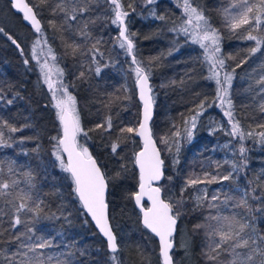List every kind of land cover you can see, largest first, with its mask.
<instances>
[{
  "label": "trees",
  "instance_id": "1",
  "mask_svg": "<svg viewBox=\"0 0 264 264\" xmlns=\"http://www.w3.org/2000/svg\"><path fill=\"white\" fill-rule=\"evenodd\" d=\"M6 10L16 21L18 27L23 32L32 30L25 26L18 13L11 11L7 0H3ZM30 6H34V11L41 20L42 26L54 17L50 12V7L54 6L55 0H49L46 5H40L39 0H26ZM193 6L203 10L209 18L213 27L219 29L220 48L219 55L226 60V69L233 74L232 87L230 88V98L234 105V115L240 122L243 131L246 129H256L259 132L264 131L256 127L257 123H264L260 119L262 114L255 110V104L251 100V93L246 91L250 85L255 87V80L258 79V73L261 65H264V45L261 50L255 54H250V47L255 46V41H248L241 38L243 30H238L233 34L220 19L215 0H191ZM124 9L129 12L126 17V27L129 33H135L132 36L134 42V52L137 59L145 67L152 69L150 84L153 88L155 103L153 106V118L150 122L153 139L164 160V177L159 182L162 197L165 201L171 200L175 205L180 199L181 188L185 186V180L190 174H195L204 179V174L208 177L216 176L217 179L230 169V164L222 161L219 152L212 149L216 135L227 139L233 149L231 160L239 162L241 159L239 153L240 141L233 139L230 135H222L219 131L207 134L202 125L208 114H213L223 119L227 131H231V126L223 111L217 105L216 84L214 81L205 79L208 75V66L202 63L203 50L198 44L186 42L184 35H177L169 31L173 27V22H181L183 9L178 6L182 1L178 0H156L152 5H145L143 0H121ZM132 4L135 11L129 8ZM39 5L38 7H35ZM108 5L103 4L98 12L93 16L99 15L101 18L96 24L91 25L92 41L87 42L85 51L91 47V43L99 40V52L97 63L101 67L100 75L95 72V65L92 64V54L65 55L64 43L59 38V33L52 29L48 24V29L52 33V40L47 33L49 45L53 48L58 57V65L64 71L63 82L69 85L70 93L76 98L78 108L80 109L81 127L87 135L83 133L78 136V140L84 142L83 145L89 150L102 172L108 178V187L106 192V203L108 204V216L110 225L117 237L120 229L127 233L124 241L117 243L121 264H160L157 247L152 236L144 230L139 224L137 211L134 209L131 196L135 191L137 184V173L133 163L135 151L139 143L134 134L121 133L123 127H135L138 120V103L135 93L125 91L120 73L125 77L132 78L134 72L131 68V57L127 56L123 50L118 47V30L116 25H112L108 12ZM153 8L152 13L156 16H164L165 20L146 18L141 20L137 13L145 14ZM45 22H44V20ZM43 20V21H42ZM44 23V24H43ZM1 27V26H0ZM6 33V34H5ZM14 34L8 30L0 33V91H2L4 100H0V116L8 120L10 124L21 129L15 133L3 129L5 139L9 140L11 147H0V162L5 165L14 162V167L20 172L31 168L34 171L42 172L38 177L37 184L41 194L46 201L45 211L55 212L60 215L58 209L63 205L64 215H68L71 223L61 219H40L36 224L38 234L56 236V233L63 232V237H57V240H70L76 242L77 249H83L86 253L80 256L76 251L73 260L75 264H112L109 259V253L105 247L104 241L96 233L85 215L78 211V202L73 200L71 194V182L66 179L65 173L56 166L52 156V141L50 136L57 135L58 122L55 118V110L51 107V102L43 96L42 89L35 87L33 78H38V70L35 61L29 60L26 66L24 60L28 59L21 55V51L15 44L11 43L8 35ZM78 43H83L78 37H72ZM16 40V39H15ZM17 41V40H16ZM26 41V39H25ZM21 46V42H18ZM43 47V45H41ZM171 52V54H169ZM231 57V58H229ZM152 58H157L153 60ZM245 61L244 63H240ZM237 64H240L237 67ZM83 65V67H82ZM107 65V67H105ZM85 73L84 78L77 79L80 72ZM255 72L256 74L252 73ZM251 72L253 77L248 73ZM223 73H221V79ZM250 78V79H249ZM134 88V84H132ZM18 94V95H17ZM7 99H13V104L8 105ZM207 105L197 120L196 129L191 143L181 140L179 153L180 163L173 165L174 169L169 170V159L174 158L175 149L172 152L160 141L164 136H170L176 130L173 125L182 130L185 118L194 114L197 104L205 100ZM215 100V103H214ZM108 107H105V105ZM245 104L251 105L245 107ZM112 118L113 128L110 132H102L95 129L97 123H103L107 117ZM30 124L31 127H25ZM120 137V146L117 149L118 155H114L111 150V143ZM243 145L246 148L247 167L240 172L233 173L230 180L221 183L218 182L200 183L187 187L183 193V207L180 208L181 215L178 223H184L191 235L193 263L206 264L202 255L203 242L205 240L202 234L203 229L194 231V225L203 223L204 217L211 211L215 214L217 209L209 210L207 200L205 207L193 211L190 208V193L196 190L198 185H204L208 200L218 190L229 191L236 199L242 195L249 187V181L260 179L257 189V195L264 196V144H255L248 139H244ZM39 147V154L35 149ZM39 164V168L37 165ZM124 167H121V166ZM117 173L119 176L117 177ZM167 177H171L169 180ZM235 186L237 188H235ZM218 188V189H217ZM238 190V191H237ZM214 191V192H213ZM205 195V194H204ZM223 200V195L220 196ZM213 203L219 204L218 201ZM253 207L259 206L258 201H250ZM231 209V211H230ZM221 214L230 215L233 212H240V209H232L229 205L225 208L219 206ZM255 216V226L257 229H264V214H248V218ZM7 220V218H5ZM87 221V222H86ZM5 227L7 224L4 225ZM23 230V226H20ZM202 242V244H200ZM200 245V247H199ZM142 249L141 252L138 251ZM54 251H61L55 249Z\"/></svg>",
  "mask_w": 264,
  "mask_h": 264
},
{
  "label": "snow or ice",
  "instance_id": "2",
  "mask_svg": "<svg viewBox=\"0 0 264 264\" xmlns=\"http://www.w3.org/2000/svg\"><path fill=\"white\" fill-rule=\"evenodd\" d=\"M155 2L156 0H143L145 5H152ZM39 3L46 5L49 0H39ZM103 4L109 6L107 11L112 15L107 18L110 19L111 24L119 28L118 47L127 56L132 57V64L135 67L130 70L134 72L135 86L142 104L138 127L120 129L121 133L139 136L143 142V148L135 153L134 158V163L139 169L140 188L134 199L142 213L143 227L158 238L160 264H174L171 255L174 247L173 236L181 215L180 208L184 203L183 193L187 187L200 183L218 182L217 177H208V174L205 173V178L201 179L195 174H190L185 180V186L181 188L180 199L175 205L171 200L165 201L161 198L160 187L152 186L154 181H160L164 177V160L153 140L149 126V122L153 118L155 103L153 88L150 84L152 69L143 66L136 57L132 39L135 33L128 32L126 17L129 16V12L124 9L121 0H103ZM11 6L23 14V19L31 25L37 34L32 45V59L36 61L42 84L47 87L51 95V107L55 110V118L58 122L57 135L49 137L53 142L51 154L55 159L56 166L67 174L66 179L71 182V194L73 200L78 202L80 214L90 216L99 233L104 237L107 250L111 253L109 259L112 264H121L117 255L120 249L117 237L110 225L108 204L105 199L108 178L98 167L97 161L89 154L88 148L78 143V136L82 133L87 135V132H84L81 127L76 98L70 93L69 85L63 82L64 71L58 65V57L49 45L41 20L38 19L39 14L34 11V6H29L25 0H11ZM178 6L183 9L181 22L179 24L173 22V27L169 31L177 35H184L186 42L198 44L203 50L202 63L208 66V75L205 79L215 82L217 86L215 100L219 101L217 106L221 108L231 126V131H226L225 134L230 135L233 139H239L241 142L240 161L233 162L231 165L233 171L220 178L228 181L232 178L233 173L243 171L247 167L246 148L243 145L245 135L249 138L259 136L258 142L264 144V131L257 133L253 129L245 134L234 115V105L229 93L235 69L228 72L225 58L219 55L221 52L219 29L213 27L203 10L193 6L191 0H183L182 5L178 4ZM100 7L101 0H55L54 6L50 7V12L59 19L48 21L49 26L59 33V38L66 49L65 55L74 56L78 52L81 55H87L88 52L93 53L92 64L95 65L97 75L101 73V67L97 63V55H102L98 47L101 42L95 40L87 51H85V47L87 42L92 41L90 26L96 24L101 18L99 15L93 16V13L98 12ZM128 7L135 11L132 4H129ZM219 14L224 27L229 31L236 34L238 30H243L242 39L255 41V46L249 49L250 54L261 50V46L264 45V0H230L227 7L219 9ZM153 16L156 19L165 20L164 16H156L155 13ZM2 32L4 29L0 27V33ZM72 37H78L83 43H78ZM8 39L20 49L23 56L24 51L19 43L11 35H8ZM40 57H44L43 62ZM49 60L53 63L49 64ZM24 64L27 66L29 60L25 59ZM239 66L240 64H237V67ZM261 68L264 69V65H261ZM221 73H223L222 79ZM54 75L55 79H53ZM84 76L85 73L81 71L77 79H82ZM246 91L252 94L251 100L255 104V110L262 114L260 119L264 120V71L255 80V87L250 85ZM0 100H4L2 91H0ZM6 103L12 105L13 99H7ZM206 106L210 107L211 105H207L206 99L201 100L197 104L194 114L184 119L183 133L178 126L173 125L176 130L172 133V137L161 138V142L168 145L169 152H172L173 148L175 149L174 166L180 163L181 140L183 139L187 143L192 142L197 120ZM244 106L250 107L251 105L245 104ZM105 107L108 105L106 104ZM25 127H31V125L25 124ZM256 127L264 129V123H257ZM112 128L113 123L110 116L103 123L95 125V129L102 132H110ZM3 129H7L11 133L21 129L0 116V147H11L9 140L5 139ZM215 130L213 129V131ZM120 139L117 137V140L111 143L114 155H118ZM34 151L39 154V147ZM37 168H39V164ZM40 175L42 172L34 171L31 168L20 172L14 167V162H9L6 165L0 162V264H75L73 257L76 251H79L80 256L86 255L83 249L76 248L75 241L67 239L58 241L57 237H63V232L56 233V236L38 234L35 226L42 218L49 220L63 218L65 222L71 223L69 220L71 214L64 215L63 205L58 209L60 215L55 212L49 214L45 211L46 201L37 184ZM118 176L119 173H117ZM167 178L172 179L171 177ZM260 179L249 181V187L239 196V199L230 194L231 190H218L210 200H208L206 190H202L205 191V195L196 197L193 211L204 208L206 200L208 201L206 207L209 210L217 209L215 214L210 211L209 215L204 217L203 223L193 226L194 231L203 229L205 243L202 255L206 264H264V229H257L254 215L248 218V214H264V196L256 194ZM221 195L224 197L223 200L220 199ZM144 196H147L151 202V207L147 209L141 206ZM215 201H218L219 204L213 203ZM250 201H258L259 206L253 207ZM220 205L225 208L231 205L232 209L242 211L224 215L219 211ZM5 224H7L6 227ZM20 226H23V230L20 229ZM137 247L142 254V249ZM55 249H61V251H54Z\"/></svg>",
  "mask_w": 264,
  "mask_h": 264
},
{
  "label": "rangeland",
  "instance_id": "3",
  "mask_svg": "<svg viewBox=\"0 0 264 264\" xmlns=\"http://www.w3.org/2000/svg\"><path fill=\"white\" fill-rule=\"evenodd\" d=\"M182 1L183 0H178ZM230 3V0H215V4L217 6L218 12L219 9L223 8V7H227L228 4ZM153 8H150L149 11H147L144 15L141 13H137V17L140 18L141 20H145L146 18H152L153 17V13H152ZM220 16V14H219ZM220 19L222 21V17L220 16ZM44 20V19H43ZM42 20V21H43ZM181 20V19H180ZM49 21V20H48ZM45 22V20H44ZM223 22V21H222ZM44 24V23H43ZM0 26L5 30H8L10 32H12L14 34L15 37H12L14 39H16L18 42H21V48L24 51V55L28 58V60H33L32 59V45L35 41V39L37 38V34L32 30L31 32H23V30L17 26L16 21L13 19V17L9 14V12L6 10V5L4 3L3 0H0ZM44 29V33L45 36H48L49 38L52 40V33L50 31V29H48V22H46V24L44 26H42ZM10 35V34H9ZM26 39V41H25ZM12 43V41H11ZM41 62H43L44 57H40ZM34 61V60H33ZM49 64H52L53 62L51 60L48 61ZM36 63V61H35ZM37 66V64H36ZM38 70V68H37ZM264 71V69H260L258 74H261V72ZM252 73L256 74L255 72L252 71ZM251 72H249L248 74L251 75ZM39 75V71L38 74ZM121 76V83L122 86L124 88L125 91H133L134 92V88L132 86L134 79H135V75L133 74L132 78H127L124 76V74L121 72L120 73ZM37 77V76H36ZM33 78V82L35 87H39L40 89H42V93L44 97H47L49 99L50 102L51 101V95L48 92V89L45 85L42 84L40 77ZM251 77H253V75H251ZM55 75L53 76V79H55ZM250 79V78H249ZM77 110L80 114V109L78 108L77 105ZM205 132H207V134L213 133L215 131H219L222 135H226L225 132L227 131L226 125L223 121L222 118L218 117V116H214L213 114H208L203 123H202ZM183 126L182 125V130H183ZM213 129H216L215 131H213ZM253 131V129H246L245 130V134H247L248 132ZM255 132L259 133L258 130L255 129ZM169 137H172V135H170ZM245 138L248 139L249 141L259 145L261 143H259V136H253V137H247V135H245ZM161 141V139H160ZM78 143L80 145H82L83 147H86L83 145L84 142H81L80 140H78ZM163 143V142H162ZM164 144V143H163ZM166 148H168V145L164 144ZM212 149H215L216 151L219 152V156L220 159L222 161H227V163L230 164V169L227 171V173L222 174L218 179V186L220 188L221 183L224 182V180L220 179L222 176L227 175L229 172H232L233 169L231 167L233 161L231 160V154L233 153V149L231 147V145L229 144V142L227 141V139L225 138H221V135H216L215 136V141L212 145ZM174 158L171 157L169 159V170L172 172L174 169V164H173ZM198 188L194 191H191L189 197H190V208H194L195 204H196V197L197 196H203L205 194V186L204 185H198ZM235 188H237L235 186ZM218 189V188H217ZM241 194H243V189L239 188ZM214 192V191H213ZM203 234V232H202ZM204 235V234H203ZM127 238V233L125 231H123L122 229L119 230V232L117 233V239L119 241V243L122 244V242L124 243V241ZM173 242H174V248L172 250L171 255L173 256V261L174 264H191L193 263V256H192V243H191V235L188 232L186 226L184 223H178L177 224V230L173 236ZM203 245L205 243V240L202 241ZM202 242H200V244H202ZM200 247V245H199Z\"/></svg>",
  "mask_w": 264,
  "mask_h": 264
},
{
  "label": "water",
  "instance_id": "4",
  "mask_svg": "<svg viewBox=\"0 0 264 264\" xmlns=\"http://www.w3.org/2000/svg\"><path fill=\"white\" fill-rule=\"evenodd\" d=\"M8 1V3H9V7H10V9H11V11L12 12H14V13H18L19 15H20V17H21V20H22V22H23V24L25 25V26H27V27H29L30 29H32L31 28V25L30 24H28L24 19H23V14L21 13V12H18L16 9H14V8H12V6H11V0H7ZM25 2H26V0H25ZM27 3V2H26ZM30 6V5H29ZM33 30V29H32ZM117 30H118V36H119V28L117 27ZM131 59H132V57H131ZM133 84H134V93H135V98H136V101H137V103H138V120H137V124H136V126L135 127H138V123H139V120H140V118H141V110H142V104H141V102H140V100H139V96H138V90L136 89V86H135V79H134V82H133ZM151 122V121H150ZM150 122H149V126H150ZM135 136V138L137 139V141H138V143H139V147H138V149L135 151V153L136 152H139L142 148H143V142H142V140H141V138L139 137V136H136V135H134ZM154 140V139H153ZM155 142V141H154ZM157 146V145H156ZM157 149H158V147H157ZM159 150V149H158ZM135 153H134V157H133V163H134V158H135ZM93 157V156H92ZM67 157L65 156V159H66ZM94 158V157H93ZM95 159V158H94ZM98 165V164H97ZM98 167H99V165H98ZM134 167H135V169H136V173H137V184H136V187H135V191L132 193V196H131V200H132V204H133V207H134V209L137 211V213H138V217H139V224L141 225V227L144 229V230H146L147 232H148V230L147 229H145L144 227H143V224H142V213H141V211H140V207H138L137 205H136V201H135V199H134V196H135V194L136 193H138L139 191H140V188H139V169L136 167V165H135V163H134ZM162 180V179H161ZM160 180V181H161ZM160 181H154L153 182V184H152V186L153 187H159V182ZM106 192H107V189H106ZM161 198L163 199V197H162V192H161ZM105 199H106V193H105ZM141 206L142 207H144L145 209H147V208H149V207H151V202L147 199V196H144L143 198H142V200H141ZM85 216L87 217V219H88V221L90 222V224H91V226L93 227V229L96 231V233L100 236V238H102V240L104 241V244H105V247H106V249H107V246H106V241H105V239H104V237L99 233V231H98V229L96 228V226H95V223L94 222H92V220H91V217L90 216H87L86 214H85ZM112 227V226H111ZM113 229V228H112ZM114 232V231H113ZM151 236H152V238L154 239V241H155V243H156V247H157V255H158V259H159V241H158V238L157 237H155V236H153L150 232H148ZM115 234V233H114ZM175 234V233H174ZM173 244H174V242H173ZM174 248V247H173ZM108 251V250H107ZM172 253V252H171ZM160 263V262H159Z\"/></svg>",
  "mask_w": 264,
  "mask_h": 264
}]
</instances>
